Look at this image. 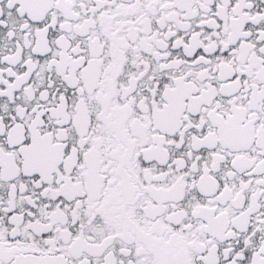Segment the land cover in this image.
<instances>
[{"label": "snow or ice", "instance_id": "snow-or-ice-1", "mask_svg": "<svg viewBox=\"0 0 264 264\" xmlns=\"http://www.w3.org/2000/svg\"><path fill=\"white\" fill-rule=\"evenodd\" d=\"M0 264H264V0H0Z\"/></svg>", "mask_w": 264, "mask_h": 264}]
</instances>
